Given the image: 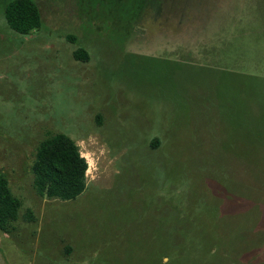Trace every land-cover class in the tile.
<instances>
[{"label":"rangeland","instance_id":"obj_1","mask_svg":"<svg viewBox=\"0 0 264 264\" xmlns=\"http://www.w3.org/2000/svg\"><path fill=\"white\" fill-rule=\"evenodd\" d=\"M9 1L0 169L22 206L0 230L8 264H264V0H34L30 35L8 27ZM56 134L88 162L69 201L33 185Z\"/></svg>","mask_w":264,"mask_h":264},{"label":"trees","instance_id":"obj_2","mask_svg":"<svg viewBox=\"0 0 264 264\" xmlns=\"http://www.w3.org/2000/svg\"><path fill=\"white\" fill-rule=\"evenodd\" d=\"M8 27L17 34L30 35L43 25L41 9L34 0H10L4 10ZM83 50L74 57L81 60ZM88 162L76 141L56 134L43 141L32 165L34 189L41 198L69 201L80 196L87 186ZM22 202L16 198L0 169V230L11 234L19 219ZM31 221L32 216L27 215Z\"/></svg>","mask_w":264,"mask_h":264},{"label":"flooded vegetation","instance_id":"obj_3","mask_svg":"<svg viewBox=\"0 0 264 264\" xmlns=\"http://www.w3.org/2000/svg\"><path fill=\"white\" fill-rule=\"evenodd\" d=\"M0 264H8L4 250H3V245L0 243Z\"/></svg>","mask_w":264,"mask_h":264},{"label":"crops","instance_id":"obj_4","mask_svg":"<svg viewBox=\"0 0 264 264\" xmlns=\"http://www.w3.org/2000/svg\"><path fill=\"white\" fill-rule=\"evenodd\" d=\"M82 154V153H81ZM83 156V155H82Z\"/></svg>","mask_w":264,"mask_h":264}]
</instances>
